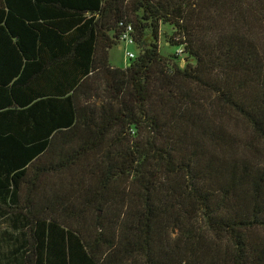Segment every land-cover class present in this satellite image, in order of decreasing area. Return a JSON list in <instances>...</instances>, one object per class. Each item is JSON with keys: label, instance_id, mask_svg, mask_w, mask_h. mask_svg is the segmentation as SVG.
<instances>
[{"label": "trees", "instance_id": "obj_1", "mask_svg": "<svg viewBox=\"0 0 264 264\" xmlns=\"http://www.w3.org/2000/svg\"><path fill=\"white\" fill-rule=\"evenodd\" d=\"M1 226L0 264H264V0H0Z\"/></svg>", "mask_w": 264, "mask_h": 264}, {"label": "rangeland", "instance_id": "obj_2", "mask_svg": "<svg viewBox=\"0 0 264 264\" xmlns=\"http://www.w3.org/2000/svg\"><path fill=\"white\" fill-rule=\"evenodd\" d=\"M170 28L171 27L169 26H164V27L162 26L160 30V37L157 44L159 47V51L163 56H173L175 55V53H177L176 47L169 46L168 41L170 39V36L172 35V30ZM125 50H129L135 55H139V50L137 49V47L134 48L125 45H120V46L115 45L111 48L110 57H109V62L112 66H115V68H122L125 66L124 63ZM181 66H184V62L182 63Z\"/></svg>", "mask_w": 264, "mask_h": 264}, {"label": "built area", "instance_id": "obj_3", "mask_svg": "<svg viewBox=\"0 0 264 264\" xmlns=\"http://www.w3.org/2000/svg\"><path fill=\"white\" fill-rule=\"evenodd\" d=\"M134 43L135 42L131 36V28L128 27L126 31L121 35L119 45L134 47ZM134 58H135L134 53H132L129 50H125V58H124L125 65H127L130 62V60H133Z\"/></svg>", "mask_w": 264, "mask_h": 264}, {"label": "crops", "instance_id": "obj_4", "mask_svg": "<svg viewBox=\"0 0 264 264\" xmlns=\"http://www.w3.org/2000/svg\"><path fill=\"white\" fill-rule=\"evenodd\" d=\"M118 46H120V45H118ZM110 51H111V49L109 50V52H108V55H109V57H110ZM109 57H108V61H109ZM110 63V62H109ZM125 63V62H124ZM123 68V67H122ZM1 228V230L4 228H7L6 226H1L0 227ZM9 230V229H8ZM0 240H1V236H0ZM1 250H3V248H1L0 247V258H3V257H1Z\"/></svg>", "mask_w": 264, "mask_h": 264}]
</instances>
